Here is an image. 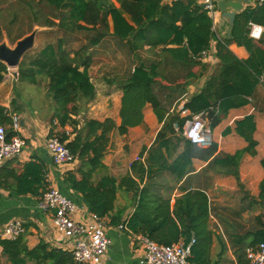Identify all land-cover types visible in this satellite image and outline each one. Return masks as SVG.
Returning a JSON list of instances; mask_svg holds the SVG:
<instances>
[{
    "label": "trees",
    "instance_id": "obj_1",
    "mask_svg": "<svg viewBox=\"0 0 264 264\" xmlns=\"http://www.w3.org/2000/svg\"><path fill=\"white\" fill-rule=\"evenodd\" d=\"M9 1L13 10L10 23L21 15L26 17L27 30L22 34L30 31L34 24L56 27L62 32V37L46 43L25 61L26 64L22 59L17 66V75L18 79L31 82L41 76L47 79V95L53 103L51 119L62 128L70 127L56 135L80 162L81 178L78 180L71 174L69 181L82 193L90 210L99 216H108L111 223L121 221L134 233L160 244L187 243L193 237L195 242L191 245L188 261L189 264H202L205 258L201 253L204 255L203 252L208 251L211 242L205 190L183 183L179 186L183 193L171 205L170 196L159 191L160 185H156L153 178L165 169L177 178L187 177L192 158L208 159L215 152L216 143L203 148L183 135L187 118L208 110L211 128L229 109L251 101L258 85H264V39L249 36V22L264 27V0L247 6L236 15L229 37L216 39L212 17L193 0H176L171 6L161 5L160 0H118V7L109 0ZM78 32L84 33V42L71 48L68 45L70 35ZM111 41L124 49L129 57L120 81V124L116 125L111 117L102 120L85 118L81 124L78 117L96 94L89 72L94 64L95 50ZM231 43L243 45L248 57L238 58L229 48ZM141 50L146 55L141 54ZM206 50L219 60L218 64L200 89L184 100L182 107L189 113L185 116H180L179 112L171 113L173 102H180L187 91L186 85L195 81L205 67L200 53ZM162 67L164 71H161ZM168 67H171L170 72L175 69L182 73L170 78ZM7 69L0 60V82ZM146 104H150L163 124L145 156L142 151L132 161L130 171L120 177L104 173L95 179L96 169L105 167L102 159L111 131L115 129L122 135L128 128L139 125ZM254 104L258 111L264 112V100L259 102L257 98ZM9 122L8 110L0 104V125ZM232 130L246 145L234 153L214 155L208 166L220 167L241 185L238 172L241 158L244 153H257L254 115L236 119L233 127H227L223 133ZM52 134L53 130H50L49 135ZM11 135L8 129L7 139ZM10 159L0 165V187L19 194H31L41 200L49 187L42 163L29 160L18 170L11 166ZM260 164L264 170V158ZM259 189L256 199L263 211L255 216L259 228L252 239L254 245L264 241V177ZM118 190L130 193L134 203L133 212L125 220L122 219L124 209L115 205ZM26 235L25 227L14 239L0 236V264L1 257L9 264H79L70 250L51 246L48 242L39 241L29 247ZM242 238L239 236L238 239ZM245 250L244 247L242 252H237L238 264H249Z\"/></svg>",
    "mask_w": 264,
    "mask_h": 264
},
{
    "label": "crops",
    "instance_id": "obj_2",
    "mask_svg": "<svg viewBox=\"0 0 264 264\" xmlns=\"http://www.w3.org/2000/svg\"><path fill=\"white\" fill-rule=\"evenodd\" d=\"M109 1L114 6H119L118 0ZM175 1L160 0V4L171 6ZM257 2L258 0H244L240 11L249 5H255ZM240 11H237L236 15ZM210 16L213 21L214 38L227 35L228 24L221 17L220 10L217 8ZM261 27L263 28V33L260 38L264 39V27ZM147 47L148 45L145 46V48ZM229 48L238 58L245 59L248 57V52L243 45L231 43ZM28 51L29 49L22 55L20 61L23 59V56L27 55ZM202 62L205 64L203 71L207 69V73L203 72L202 74V68L198 78L186 85L187 91L182 95V99L178 105V112L180 104L200 89L219 60L212 55L211 51L206 50V55L203 57ZM7 68V72L0 82V104L7 108L9 115L16 114L18 116L20 128L17 133L25 142L21 151L10 159L11 166H15L18 170H21L22 164L29 160L42 163L48 186L56 187L74 203L75 210L72 213V217L79 223H90V213L92 211L89 208V203L84 199L82 193L76 190L69 181L71 174H74L78 180L81 178L78 172L80 166L79 160L75 159L73 162L67 164H56L53 162L44 143L50 130H53V133L57 134L64 129L70 130V127L65 126L62 128L56 124L57 121L55 119H51L53 103H51V98L47 97L44 80L40 79L39 81L37 78L36 82H31L27 79H18L15 68ZM9 69H12V71ZM22 82H27L29 87L34 89L35 86H38L39 93L36 94L37 90L31 91L25 88L24 86L26 85H22L23 88L20 91L19 88L16 90L18 86H21ZM106 86L108 87V85ZM19 92L24 95L21 96ZM121 94L122 91H116V95L114 96V93L110 89H107L105 94L98 98H102L103 101L104 99L108 100L110 97L115 99L114 113L117 107L116 120L108 114L97 117L95 115L96 112H91V117L88 116V118L102 120L105 117H111L115 124L119 125ZM263 97L264 85H258L255 96L251 101L244 106L229 109L220 122L210 128L212 135L211 143H216V150L208 159L201 157L192 158L191 164H189L190 171L186 174L187 177L177 178L173 173L165 169L157 173L153 178L154 183L160 185L159 191L163 195L170 196L171 205L183 193L179 188L183 183H188V187L191 188L198 187L205 190L208 197V229L211 231V242L208 251L203 252L204 255L201 253V257L205 258L202 264H238L237 252H242L244 247L248 249L254 246L252 239L255 231L259 228L255 222V216L263 211L256 198H258L260 191L259 184L264 177V170L260 164V160L264 158V112L258 111L255 108L254 102H256L257 98H259V102H262L264 100ZM98 99H93L92 109L96 105H99ZM247 114L254 115L255 131L253 135L257 141V153L256 155L243 154L238 167L241 183L239 185L233 175L225 174L220 167L208 166V164L214 155L234 153L237 149L243 148L246 145L244 139L237 135L234 130L226 134L223 131L227 127H233L236 119ZM185 115L182 114V116ZM8 124L4 125L8 126ZM162 124L163 122L155 115L150 104H146L143 108V120L139 125L128 128L127 132L122 135L115 129L112 130L109 134L107 150L102 159L105 167L97 168L94 178L97 179L104 173L120 177L129 172L132 161L142 151L145 156ZM70 136L72 137L73 135ZM174 141H177L175 137ZM124 145H127L129 151H123L122 147ZM202 147L207 148L209 146ZM120 161L124 163L121 164ZM130 198V193H125L122 190H118L116 193L115 205L118 208L124 209L122 214L123 220L127 219L134 210V203ZM39 203L40 199L36 196L19 194L14 190L0 187V236L8 221L20 220L24 228L26 227V238L29 247L35 246L39 241H45L51 246L70 250L74 237H64L54 226V211L42 209ZM103 217L106 222V234L110 239L108 250L103 254L106 263L144 264V250L138 238L141 234L134 233L121 221L111 223L108 216ZM120 225L126 227H120ZM239 236L243 237L242 240L238 239ZM1 262L2 264H9L5 260V257H1Z\"/></svg>",
    "mask_w": 264,
    "mask_h": 264
},
{
    "label": "built area",
    "instance_id": "obj_3",
    "mask_svg": "<svg viewBox=\"0 0 264 264\" xmlns=\"http://www.w3.org/2000/svg\"><path fill=\"white\" fill-rule=\"evenodd\" d=\"M193 1L200 4L209 15L217 10V0ZM258 1L261 2L262 0ZM262 33L263 28L260 25L249 22V35L251 37L259 39ZM200 55L203 58L206 51H202ZM182 106L183 102L179 106L181 116L189 113ZM173 126L175 130L178 129L176 123ZM7 128L12 132L8 139ZM19 128V118L16 114H10L8 126L0 125V165L19 153L25 145L23 138L17 133ZM182 133L191 142L209 146L212 142V136L209 129L208 110L192 114L190 118H187L183 124ZM44 143L54 163L67 164L76 159L58 135H48ZM39 205L44 210L54 211V226L64 237H74L70 251L75 261L79 264H107L103 254L108 250L110 239L106 234L104 217L91 212L90 223L77 222L72 217L75 210L74 203L52 186H49L44 192ZM120 227L126 226L120 225ZM22 232H24L22 222L10 220L6 223L1 237L14 239ZM138 238L144 250V264H189L188 257L191 255V245L195 242L193 237L187 243L178 241L172 244H160L144 235H139ZM246 258L249 264H264V241H259L246 249Z\"/></svg>",
    "mask_w": 264,
    "mask_h": 264
},
{
    "label": "rangeland",
    "instance_id": "obj_4",
    "mask_svg": "<svg viewBox=\"0 0 264 264\" xmlns=\"http://www.w3.org/2000/svg\"><path fill=\"white\" fill-rule=\"evenodd\" d=\"M0 8H1L0 9L1 10L0 11V44H5L6 46H9V47H14L18 39H21L22 37L32 32L33 30H36L33 46L29 49L27 55L23 56L24 64H26L25 62L26 60L31 59L38 52V50L42 48L46 43L48 42L53 43L56 41L58 37H62V32L58 31L56 27L48 28V27H44V26H40L36 24L33 25L30 31L22 34L24 31L27 30L26 17L24 15H21V17H19L18 20H14L13 23H10L9 19L11 18L13 14V10H11L10 1L0 0ZM20 34H22V36L18 38ZM70 38H71L69 40L70 44L68 45L71 48H77L81 42H84L85 35L84 33L78 32V33L71 34ZM140 53L143 55H146V53L143 52L142 50L140 51ZM94 57H95L94 64L89 69L92 81L94 82L97 88L96 97L94 99H98L99 97H102L105 94L107 89H110V91H112L115 96L116 91H121L120 81L123 76L124 70L127 67L129 57H127V55L125 54L124 49L118 47V45L112 41L108 43L106 42L101 47L96 48ZM14 68L17 72V67H14ZM204 69L205 68H203L201 71L202 74L203 72L205 74L207 73L206 72L207 69L206 71H203ZM9 70L12 71V69H9ZM170 70H171V67H168L169 72ZM161 71H164V67L161 68ZM181 73H182L181 70L177 71L174 69L173 71L170 72V78H176ZM40 79L45 81L44 87L46 89L47 79L44 76L38 77L39 81ZM105 84L108 85V87ZM22 85H26L24 87L28 88L31 91L37 90L36 94L39 93L38 86H35V89L31 88L29 87L27 82H22L21 86L20 87L18 86L16 90L19 88V91H20L21 88H23ZM20 95L23 96L24 94L20 93ZM98 101H99V105H96L94 109L91 108L93 105L92 102H94V100L87 104L86 110H84L78 117L81 124L85 118H88V116L91 117V114L93 112H96L95 115L97 117H101V116H104L105 114H108V115L113 116L116 120L117 107L114 113L115 99L110 97L108 100L104 99L105 101L104 102L101 98V99H98ZM178 105H179V101L177 102V100H175L172 104L173 107L171 109V113H178ZM89 110H90V113H89ZM122 149L124 152L129 151V149L127 148V145H124ZM120 163L123 164L124 162L120 161Z\"/></svg>",
    "mask_w": 264,
    "mask_h": 264
},
{
    "label": "water",
    "instance_id": "obj_5",
    "mask_svg": "<svg viewBox=\"0 0 264 264\" xmlns=\"http://www.w3.org/2000/svg\"><path fill=\"white\" fill-rule=\"evenodd\" d=\"M244 0H217V8L221 12V17L227 22V36L231 35L236 12L242 8ZM36 30H33L26 36L18 39L14 47L0 44V60L4 62L7 67H16L22 55L33 46Z\"/></svg>",
    "mask_w": 264,
    "mask_h": 264
}]
</instances>
